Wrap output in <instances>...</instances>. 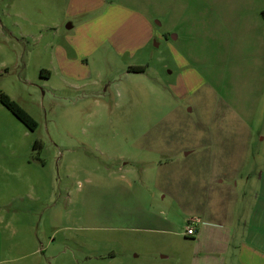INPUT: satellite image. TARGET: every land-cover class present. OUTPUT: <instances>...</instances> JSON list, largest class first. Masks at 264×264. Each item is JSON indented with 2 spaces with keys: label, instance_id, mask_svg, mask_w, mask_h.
<instances>
[{
  "label": "rangeland",
  "instance_id": "374dc122",
  "mask_svg": "<svg viewBox=\"0 0 264 264\" xmlns=\"http://www.w3.org/2000/svg\"><path fill=\"white\" fill-rule=\"evenodd\" d=\"M133 1L147 5L157 31L135 59L100 45L88 27L95 13L68 19L72 0H0V91L38 124L30 131L0 104V264H160V255L146 250L155 237L146 219L167 212L182 234L193 215L180 197L186 203L202 192L199 180L208 174L197 157L183 162L165 152L170 127L196 126L214 147L200 154L221 156L229 154L221 149L230 137L227 120L238 114L252 127L247 169L264 168L256 132L257 123L264 129V86L244 109L239 96L240 70L255 64L246 47L257 37L251 25L262 27L264 0H208L209 27L195 21V35L174 21L190 3L207 0ZM79 24L86 29L76 32ZM166 25L170 46L179 35L195 53L210 106L229 105L216 125L220 136L206 104L189 112L165 92L179 72L158 37ZM56 47L73 63L61 65ZM142 62L144 73L129 71L137 66L128 64Z\"/></svg>",
  "mask_w": 264,
  "mask_h": 264
},
{
  "label": "crops",
  "instance_id": "0c3cea01",
  "mask_svg": "<svg viewBox=\"0 0 264 264\" xmlns=\"http://www.w3.org/2000/svg\"><path fill=\"white\" fill-rule=\"evenodd\" d=\"M210 6L212 5L208 0L190 3L187 12L176 16V29L179 27L180 31L187 30L191 32L190 35H195L201 30V25H196L195 21L203 23V28L205 25L209 27ZM86 13L96 14L93 22L88 25L89 31L100 41V45L111 44L118 58L129 56L130 59H135L157 36L153 25L154 17L147 5L139 1L72 0L66 17L77 18ZM38 25L39 28L59 30L57 27H42L39 23ZM263 25L264 21L262 27L251 25L257 37L249 42L246 48L248 56L253 57L255 64L248 65L245 74L240 70L239 96L242 109L256 93L255 98L260 94V88L264 86V41L261 38V35H264ZM86 27L79 24L76 32H81ZM73 28L72 25L68 26V29ZM169 28L166 25L162 35L159 33L158 37L170 48L171 57L179 72L173 84L164 87L165 92L170 91L181 104L189 105V112L200 106V101L206 104V118L214 123L216 134L220 136L219 127L216 125L224 118L223 109L226 110L225 107L229 105L223 101L221 109L218 110L210 106L212 90L201 93L207 83L205 76L194 69L198 63L195 53L179 35H174L175 43L170 46L167 38L171 35ZM195 29L197 31H194ZM53 53L63 66L74 61L62 47H56ZM75 63H80V60L75 59ZM143 63L128 65L145 67ZM165 67L168 68L167 65ZM170 73L173 74L172 71ZM227 121L230 137H224L221 149L229 151V154L224 153L221 156L216 153L200 154L201 149L214 150V147L210 143L213 141L202 137L204 133L201 134L196 126L187 130L170 127L165 134L163 149L167 154L183 162L195 156L200 161V171L208 174L199 180L202 192H195L186 203L183 196L180 197L182 201L179 205L182 210L190 208L193 215V222L187 225L182 234L173 232L174 224L169 220L167 212L146 219L145 231L155 234L150 242H145L146 250L158 253L162 261L160 264H264V168L256 174L253 173V168L247 169L248 162L245 157L253 140L250 121H244L238 114H234ZM256 126L258 139L264 142L262 123H257ZM195 134H198L197 137ZM232 150L237 151L235 157L230 153ZM261 165L264 166V163ZM188 203L191 204L190 207H187ZM190 226L196 231L193 236L187 235Z\"/></svg>",
  "mask_w": 264,
  "mask_h": 264
},
{
  "label": "trees",
  "instance_id": "16d2710c",
  "mask_svg": "<svg viewBox=\"0 0 264 264\" xmlns=\"http://www.w3.org/2000/svg\"><path fill=\"white\" fill-rule=\"evenodd\" d=\"M130 72L142 73L145 72V67H134L129 69ZM44 72H42L43 74ZM0 104H2L13 116L18 119L30 131H35L38 128L37 122L14 100L8 95L0 91Z\"/></svg>",
  "mask_w": 264,
  "mask_h": 264
},
{
  "label": "built area",
  "instance_id": "2783aa9c",
  "mask_svg": "<svg viewBox=\"0 0 264 264\" xmlns=\"http://www.w3.org/2000/svg\"><path fill=\"white\" fill-rule=\"evenodd\" d=\"M195 233H196V231H195L194 227H192V226L188 227L187 235L193 236V235H195Z\"/></svg>",
  "mask_w": 264,
  "mask_h": 264
}]
</instances>
